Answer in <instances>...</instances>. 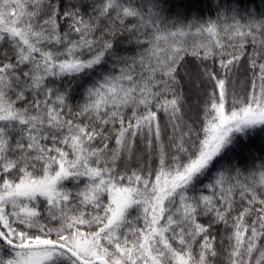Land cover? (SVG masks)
<instances>
[{"label": "snow or ice", "instance_id": "obj_1", "mask_svg": "<svg viewBox=\"0 0 264 264\" xmlns=\"http://www.w3.org/2000/svg\"><path fill=\"white\" fill-rule=\"evenodd\" d=\"M0 264H264V0H0Z\"/></svg>", "mask_w": 264, "mask_h": 264}, {"label": "trees", "instance_id": "obj_2", "mask_svg": "<svg viewBox=\"0 0 264 264\" xmlns=\"http://www.w3.org/2000/svg\"><path fill=\"white\" fill-rule=\"evenodd\" d=\"M243 4L245 5H253V6H258L260 4V0H243Z\"/></svg>", "mask_w": 264, "mask_h": 264}]
</instances>
